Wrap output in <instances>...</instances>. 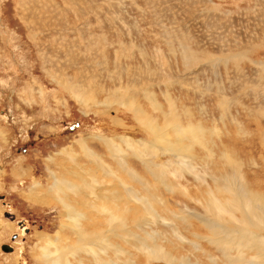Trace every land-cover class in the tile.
Wrapping results in <instances>:
<instances>
[{"label":"rangeland","instance_id":"374dc122","mask_svg":"<svg viewBox=\"0 0 264 264\" xmlns=\"http://www.w3.org/2000/svg\"><path fill=\"white\" fill-rule=\"evenodd\" d=\"M0 175L24 264L99 261L60 181L144 203L110 264H264V0H0Z\"/></svg>","mask_w":264,"mask_h":264},{"label":"bare ground","instance_id":"6f19581e","mask_svg":"<svg viewBox=\"0 0 264 264\" xmlns=\"http://www.w3.org/2000/svg\"><path fill=\"white\" fill-rule=\"evenodd\" d=\"M83 101V100H82ZM131 103V102H130ZM154 139V138H153ZM109 152V151H108ZM71 173V172H70ZM74 173V172H73ZM78 174V172H76ZM72 174V173H71ZM84 174H82L83 176ZM233 175V174H232ZM76 178V177H75ZM237 178V177H236ZM78 179V177L76 178ZM85 179V178H84ZM90 179V178H89ZM81 180V179H80ZM79 180V181H80ZM82 181H84L82 179ZM71 182V181H70ZM88 182V181H87ZM242 183V182H241ZM111 184V183H109ZM78 185V184H77ZM91 185H93V183H91ZM87 186V185H86ZM84 184L82 185L81 188L83 189H80L79 186H73V184H69V183H66L65 181H60V185H56V190H60L63 192V194H66L68 195L69 193L72 195H74L77 199L74 201L75 204H79L81 206V208H83L84 210H79V212L77 211L75 214H76V220H75V216L74 214H72L71 212H66V215L70 220H73L75 221L74 222V225H73V222H71L72 226H76V222L78 221H81L82 220V215H80L82 212L81 211H84L85 213H91V214H98V215H93L94 217H92V219L94 220V224L93 225H90V231L88 233L87 236H84L82 234L81 231L78 232V248H83V247H88V248H96V252L93 253L95 254V256L99 259V261L95 262V264H110L108 261H107V257H106V253H108L111 249L109 244L110 243H107V236L108 235H104L101 231V224H106L108 225V227L110 228V231L112 232H115L113 230V228H122V227H125L126 228V225H128L130 222L132 224H134L136 226V228L138 229L139 228V221L140 220H130L129 219V215L131 214V211L130 210H134V209H147L145 206H144V203L142 202V200L139 199V197L135 196L136 198L133 197V203H135V205L131 208L129 206V202L128 201H131V199H129V196L130 194L126 195V197H124V205H125V208L124 206L122 205L121 201L120 200H116V201H111L110 198H108V196L106 197L105 195L102 196L98 193L96 194H90V196L92 195L91 197V200L90 199H86V196H85V193L83 194L82 196V193L84 190H89L87 189ZM104 186V185H103ZM102 186V187H103ZM91 187V186H90ZM106 187V186H105ZM93 188V186L91 187V189ZM107 189V188H105ZM94 190V189H93ZM95 191V190H94ZM103 191V190H102ZM108 191V190H107ZM127 191V190H126ZM129 191V190H128ZM89 192V191H88ZM130 192V191H129ZM226 192V191H225ZM101 193V192H100ZM103 193V192H102ZM128 193V192H127ZM98 194V195H97ZM89 196V197H90ZM117 197V196H116ZM131 198V197H130ZM119 201V202H118ZM131 202V203H132ZM130 203V204H131ZM146 204V203H145ZM219 204V203H218ZM230 204V203H229ZM64 208L66 210V202H64ZM209 206V205H207ZM261 206V205H260ZM208 209V208H207ZM259 210V208H257ZM152 210V209H151ZM255 210V209H254ZM152 212V211H151ZM250 212V211H249ZM255 213V212H254ZM89 215V214H88ZM100 215V217H99ZM159 217V216H158ZM239 218V217H238ZM161 220V219H160ZM207 221V220H206ZM243 221V220H241ZM208 223V222H207ZM261 224V223H260ZM98 225V228L97 226ZM221 226V225H220ZM261 227V226H260ZM124 228V229H125ZM222 228V227H221ZM243 228V226H242ZM123 230H120V231H124ZM234 229V228H233ZM260 229V228H259ZM117 230V229H116ZM106 231V230H105ZM241 229H239L238 233H240ZM243 231V230H242ZM245 231V230H244ZM112 232V233H113ZM236 232V230H235ZM117 233V232H115ZM110 234V233H109ZM116 235H119V234H116ZM254 237H253V242L254 244H256L257 246L258 245H261V239L257 238V234H253ZM111 236V235H110ZM128 236V235H127ZM146 236V235H145ZM262 236V235H261ZM119 237V236H118ZM122 238V236H121ZM140 238H144V237H140ZM150 238V237H149ZM140 240V239H139ZM137 240V241H139ZM146 240V239H145ZM142 241V240H141ZM136 243V242H135ZM141 243V242H140ZM153 243V242H152ZM55 244V243H53ZM154 244V243H153ZM135 245V244H134ZM138 246V245H137ZM143 246H145L143 244ZM157 246V245H156ZM260 247V246H259ZM115 248V247H114ZM149 248V247H148ZM151 248V247H150ZM257 249V247H255ZM109 250V251H108ZM258 250V249H257ZM108 251V252H107ZM112 251H114V254L117 255L119 253L118 249H113ZM123 251V250H122ZM143 251V249H142ZM262 251V250H260ZM126 252V251H125ZM163 248L157 246V248H154L152 247L151 249L148 250L147 252V255L149 256V258H153L155 260V258L159 257V258H163L164 259H167L165 258V254L167 253H164L163 255ZM122 253V252H121ZM128 253V252H127ZM145 254V253H144ZM113 255V254H112ZM114 255V256H115ZM120 255V254H119ZM263 255V253H262ZM103 256V257H102ZM123 256V255H122ZM41 257V256H40ZM104 258V259H102ZM116 258V257H115ZM119 258V257H118ZM148 258V259H149ZM158 258V259H159ZM124 259V257H123ZM133 259V258H132ZM131 259V260H132ZM263 259V258H262ZM42 260H43V263L44 264H66L64 258H63V252H58L57 256H55L54 258L52 257V255L50 253H44L43 252V255H42ZM259 260V259H258ZM117 261V260H116ZM167 261V260H166ZM127 262V261H126ZM169 262V261H168ZM123 263V262H122ZM130 263V261H129ZM132 263V262H131ZM82 264V263H80ZM121 264V262H120ZM127 264V263H126Z\"/></svg>","mask_w":264,"mask_h":264},{"label":"flooded vegetation","instance_id":"af4514ba","mask_svg":"<svg viewBox=\"0 0 264 264\" xmlns=\"http://www.w3.org/2000/svg\"><path fill=\"white\" fill-rule=\"evenodd\" d=\"M2 175H0L1 177ZM0 206L1 219L5 221L8 226L7 232V242L0 243V258L11 259L14 250L17 251L16 264H24L23 261V251L21 248L25 246L26 237L30 234L31 228L35 226V221H28L25 218H17L14 212L10 209V205L4 195H0ZM14 224L12 229H10L9 224ZM38 230H41V226L37 225ZM16 243V244H15ZM15 244V248L13 247Z\"/></svg>","mask_w":264,"mask_h":264}]
</instances>
